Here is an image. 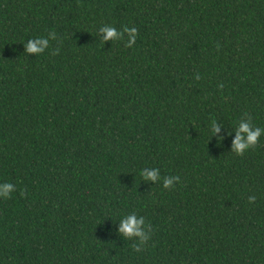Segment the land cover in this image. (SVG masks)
Wrapping results in <instances>:
<instances>
[{"label": "trees", "instance_id": "obj_1", "mask_svg": "<svg viewBox=\"0 0 264 264\" xmlns=\"http://www.w3.org/2000/svg\"><path fill=\"white\" fill-rule=\"evenodd\" d=\"M105 25L135 45L103 44ZM247 118L264 127V0H0V183L17 188L0 264H264V136L231 152ZM133 212L140 253L118 234Z\"/></svg>", "mask_w": 264, "mask_h": 264}, {"label": "clouds", "instance_id": "obj_2", "mask_svg": "<svg viewBox=\"0 0 264 264\" xmlns=\"http://www.w3.org/2000/svg\"><path fill=\"white\" fill-rule=\"evenodd\" d=\"M127 37L125 47L132 48L138 38V30L135 27H124L123 31H118L112 25H105L99 28V39L103 44L108 42H116L124 40ZM57 36L54 31L49 32L47 36H39L34 39H29L24 44L25 53L29 56H39L49 48L50 40H56ZM59 49L55 50L58 53ZM54 53V54H55ZM199 80L200 76L197 75ZM223 87V85H220ZM220 132V125L217 121L211 122L212 137ZM235 137L232 143L231 152L237 156L244 155L247 151L257 145L260 138L264 136V127L255 126L251 118L240 119L235 127ZM141 178L143 181L157 184L161 181L160 169L158 168H144L141 170ZM180 182L179 176H166L163 178L162 185L164 189H170ZM17 190L16 185L10 182L0 183V199L7 200L12 197V194ZM256 202L255 196L248 197V203L254 204ZM151 226L146 223L143 216H138L135 212L122 217L119 221L118 234L126 240H133L134 244L132 250L140 253L144 246L151 239Z\"/></svg>", "mask_w": 264, "mask_h": 264}]
</instances>
